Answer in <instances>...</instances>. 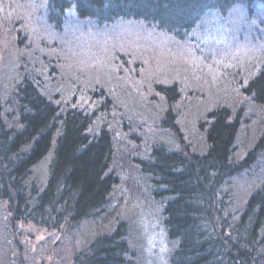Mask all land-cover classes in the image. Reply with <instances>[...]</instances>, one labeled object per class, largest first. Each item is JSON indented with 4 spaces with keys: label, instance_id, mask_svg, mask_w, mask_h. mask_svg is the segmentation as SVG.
Here are the masks:
<instances>
[{
    "label": "trees",
    "instance_id": "1",
    "mask_svg": "<svg viewBox=\"0 0 264 264\" xmlns=\"http://www.w3.org/2000/svg\"><path fill=\"white\" fill-rule=\"evenodd\" d=\"M260 5L264 9V0H49L46 22L60 31L74 10L80 20L141 23L183 43L208 12L225 14L241 6L253 15ZM119 63L118 57L115 67ZM26 67L8 95L0 77V207L9 228L30 223L58 233L70 246L56 256L57 240L44 264H139L129 223L117 203L118 169L128 168L127 162L137 167L151 198L161 205L173 245L169 264H264V129L252 144L246 138L247 152L239 157L246 105L216 104L198 122L202 141L190 142L176 120L175 105L182 97L178 80L153 83L147 89L149 110L137 106L133 114L125 97H135L139 87L133 82L136 88H130L127 80L133 79L127 75L132 71L124 72L123 82L118 77L96 91L83 89L96 101L90 111L78 106L72 93L62 97L74 83L61 89L57 72L48 67L49 75L43 77L37 64ZM243 78L238 76L240 85ZM246 83L243 95L263 105L264 64ZM154 89L160 96L152 97ZM151 117L172 134L177 149L148 136L155 145H148L143 156L135 129L147 134L142 125ZM101 118L104 122L95 129ZM131 139L139 140L135 151ZM10 246L6 263L13 255L11 261L25 264Z\"/></svg>",
    "mask_w": 264,
    "mask_h": 264
},
{
    "label": "rangeland",
    "instance_id": "2",
    "mask_svg": "<svg viewBox=\"0 0 264 264\" xmlns=\"http://www.w3.org/2000/svg\"><path fill=\"white\" fill-rule=\"evenodd\" d=\"M48 2L0 0V77L4 95L14 91L27 73L26 65L32 67L37 64L43 77L49 75L48 67L49 71L57 72L59 83L63 86L57 87L67 88L66 83H74V89L65 90L62 97L72 93L70 96H76L78 106H89L88 110L92 111L96 101H90L84 91H96L100 86L116 82L118 77L123 82L121 74L132 71L127 76L131 75L133 80L127 81L130 88H136L133 82L139 88L137 93L132 92L136 94L135 97H125V105L131 108L133 114L139 109L137 106L149 110L148 99L151 96H147L150 92L147 89L153 83L171 84L178 80L182 97L175 105L179 112L176 120L190 142L191 139L202 141L198 122L205 112L216 104L225 103L233 104L236 109L246 105L242 113L245 123L237 141L239 157L247 152L243 146L246 138L252 144L255 137L262 134L264 104L256 106L257 103L243 95L241 88L264 64V26H259L264 23L263 5L253 15L241 6L225 14L208 12L187 40L178 43L172 37L158 34L141 23L120 20L100 25L93 20H80L74 10L68 11V19L62 25V30L58 31L46 22ZM128 56L133 58L129 60ZM118 57L120 67L129 63L125 70L115 67L114 62ZM238 76H243L245 83L240 85ZM92 82L95 84L91 85ZM84 88L86 90L83 91ZM151 94L153 98L160 96L155 89ZM151 119L149 124L146 121L142 125L147 134L135 129L142 142L140 144L139 140L131 139L134 142L132 151L140 144L138 148L145 157L148 145H155V140L149 138L160 139L177 149L172 134L158 127L157 118ZM101 120L96 121L95 129L104 122L100 123ZM137 156L141 157L138 153ZM127 163L128 168L118 169L121 171V181L116 189L119 197L117 203L121 205V218L129 223L130 241L138 250L139 264H169L173 245L169 243L162 223L161 205L151 198L149 187L136 173L137 167L131 162ZM261 165L263 169L264 163ZM1 210L2 207L0 264H8L13 259L12 255L6 263L10 244L14 246L18 259L22 255L25 264L47 262L48 252L57 240H60V247L55 252L56 256L70 248L58 233L30 223L17 222L14 228H9L8 216ZM17 244L21 246L20 251ZM9 264H17V261L14 259Z\"/></svg>",
    "mask_w": 264,
    "mask_h": 264
}]
</instances>
